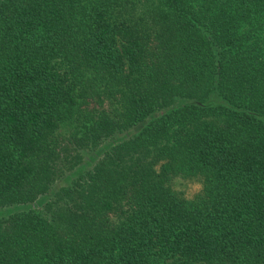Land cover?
I'll list each match as a JSON object with an SVG mask.
<instances>
[{
	"label": "trees",
	"instance_id": "16d2710c",
	"mask_svg": "<svg viewBox=\"0 0 264 264\" xmlns=\"http://www.w3.org/2000/svg\"><path fill=\"white\" fill-rule=\"evenodd\" d=\"M0 264H264V0H0Z\"/></svg>",
	"mask_w": 264,
	"mask_h": 264
},
{
	"label": "rangeland",
	"instance_id": "374dc122",
	"mask_svg": "<svg viewBox=\"0 0 264 264\" xmlns=\"http://www.w3.org/2000/svg\"><path fill=\"white\" fill-rule=\"evenodd\" d=\"M197 190H198V186L197 185H189V186H187V194L188 195H192Z\"/></svg>",
	"mask_w": 264,
	"mask_h": 264
}]
</instances>
